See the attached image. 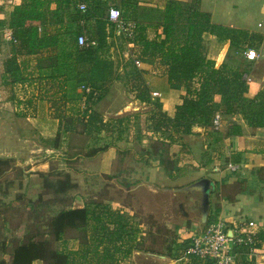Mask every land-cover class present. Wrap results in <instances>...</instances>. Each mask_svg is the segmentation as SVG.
Here are the masks:
<instances>
[{"label": "crops", "instance_id": "crops-1", "mask_svg": "<svg viewBox=\"0 0 264 264\" xmlns=\"http://www.w3.org/2000/svg\"><path fill=\"white\" fill-rule=\"evenodd\" d=\"M87 1L91 2V0ZM96 1L101 2V0ZM113 1H116L120 9L126 11L130 19L141 23H161L169 2V0H138V8L134 9L131 6H122L124 1L129 0ZM178 1L189 2L190 0ZM206 1L200 0L199 9L209 14L212 23L244 29L263 37L260 42L251 40L255 43L254 45L258 46L254 48L257 49L259 58L256 61L249 60V64L254 66L252 71L257 74L253 76L245 72V75L251 78L248 82L249 90L245 95L254 98L259 92H264V24L259 22L257 26H251L247 22L239 23V21H234L232 10L222 11L215 6L218 4L214 0H212V6L209 4L206 6ZM22 2L23 0H0L2 7L0 10V76H2L0 86H9H6L7 93L0 91V100H2L0 129L1 127L11 128L16 134L15 137L18 138L17 142L19 138H28L25 152L29 154L23 159L24 162H32L29 166L32 169L28 173L35 169L45 171L48 169V164L53 161L59 165V169H65L70 177H74L73 181L77 183L74 190L81 188L82 175L106 179L108 183L102 184L101 188L106 187L109 193L114 191L115 194L114 196L108 195L101 202L90 205L93 213L88 221L87 229H91L92 240L114 241L113 244L107 246L109 247L107 250L108 264H117L114 258L120 255L113 251L115 249L119 252L115 237L121 233L118 231L120 227L117 219L116 221L112 219L113 214H121L123 210L121 211L120 207L128 210L130 215L134 214V208L117 197L116 188L119 193L123 192V195H128L131 191L135 192L134 188L141 186H154L161 191L173 190L176 187L187 186L203 177L214 180L217 187L211 200L210 216L206 222L209 224L213 220L223 219L231 226L238 222L254 221L259 231L257 258L248 261L249 257L246 256L245 251L240 250L236 264H264V126H250L241 113L226 114L223 107H220L217 112L220 115L218 125H215L213 120L209 124L199 122L193 125L192 132L187 135L180 136L166 126H157L155 119L152 118L153 113L158 110L156 104H160V110L169 118H174L176 108L183 103L186 91L184 88L171 87L162 66L159 68L142 61L139 67L141 76L137 78H140L146 86L149 99L138 98L137 92L130 86L132 81L129 80L133 76H128L134 56V46L128 44L120 59L121 67L119 72L116 71V79L104 86V93L99 101L85 100L84 91L81 88L76 90L80 95L74 94V78L63 76L66 73V69L64 70L66 64L72 62L76 66L85 65L84 62L76 59L77 56L74 53L71 55L74 46L80 45L78 42H73L74 45L70 42V46L68 40L73 35L67 32L66 27L80 28L86 32L94 26V19L92 17L87 20L78 18L76 14L79 10L76 3L73 4L75 12L72 13L74 10H71L72 12L65 13L62 31L66 30V34L63 33L64 42L60 41L59 48L55 50V48L47 47L40 51L41 53L30 54L15 38L14 30L10 26L13 8ZM51 8H55V5H51ZM260 13L264 15V2L260 6ZM47 17L50 18V12L47 13ZM9 31L17 40L16 42L7 39ZM161 32V28L158 30L148 28L149 39L151 40L156 33ZM111 39L110 37L108 40L111 41ZM203 44L207 61H212L215 67L228 62L225 54L227 53L226 47L230 46L228 40L205 32ZM62 47L66 48L63 49L66 50L62 54L63 57L61 56ZM50 56H60L61 61L58 63L55 61L57 68L51 67ZM111 58L115 60L113 55ZM12 59L17 69H9ZM89 67L87 64V71ZM83 73L78 76L81 79L79 81L81 85L87 83L88 72ZM82 76L85 78L82 79ZM153 92H159L160 95L153 96ZM5 94H7L6 97ZM58 96L64 99L65 107H60V103L57 104V98L53 99ZM213 98L217 104L221 103L219 94H215ZM71 99L75 100L73 112L69 110ZM127 105L131 106L132 110L119 114ZM84 108L90 111L92 118L97 117L99 121L89 119L91 115H83ZM22 132H25L23 136H21ZM162 142H170L165 157L175 163L173 178L165 172L161 164L162 149L160 146ZM12 147V151L16 153V145L13 144ZM37 148L43 153H49L50 159L43 160L35 156ZM12 155L14 158L16 154ZM9 157L11 156L6 158L10 159ZM17 161L20 160L17 159ZM74 163L75 167H73ZM230 165H238L239 169L231 170ZM124 178L127 180L122 185L120 181ZM74 203V207L86 206L83 199L78 196ZM183 216L186 222L188 217ZM106 222L112 223L108 229L106 228L107 231ZM121 222L125 224L127 231L130 230V235L126 236V234L124 239H140L144 234L146 226L141 221L136 222L130 218H124ZM199 223L193 221L189 227L182 223L180 240L190 239L194 231L204 229L203 226L206 223H203L201 218ZM186 230L189 231L186 233ZM105 233L108 234V239L104 238ZM3 236V231H0V242L6 239ZM12 239L13 236L7 238L4 248L0 243V260L6 261L7 264H13ZM85 246L86 244L78 237H69L66 234L58 244L59 251L67 254L72 264L90 263L85 259ZM142 252H148V250L138 252L140 258ZM127 254H131L130 248L123 251L121 255L127 256ZM144 258L147 259V256L145 255ZM193 258L188 264H210L201 259V262H195ZM29 264L46 263L39 258Z\"/></svg>", "mask_w": 264, "mask_h": 264}, {"label": "trees", "instance_id": "trees-1", "mask_svg": "<svg viewBox=\"0 0 264 264\" xmlns=\"http://www.w3.org/2000/svg\"><path fill=\"white\" fill-rule=\"evenodd\" d=\"M73 4H75L74 0H23L20 5L13 8L11 14L10 26L14 30L15 38L21 42V45L30 54L41 53L40 51L47 47L56 50L57 47L59 48L60 41L64 42L62 27L65 21V13L72 12L71 10H74L72 12L74 13L76 10ZM199 4L200 0H190L189 2L169 0L164 20L161 23H141L134 20L137 24L136 34L132 40L135 48L134 57L143 62L154 64L159 68L162 66L164 74L169 78L171 87L184 88L186 91L184 101L177 106L174 118H169L163 113L160 110L159 103L156 104L158 110L153 113L152 118L155 119L157 126H166L175 134L183 136L190 134L193 125L196 123L209 124L220 110L219 108L223 107L226 114L241 113L250 126L263 127L264 92H259L254 98L247 97L245 94L249 90V85L244 79L245 70L240 68L239 65L229 64V62H223L219 67H215L212 61H207L204 52L203 34L205 32L214 34L221 39L228 40L230 47L235 46L236 48H241L248 41L249 43L246 45L255 47V43L251 40L260 42L263 37L260 34L249 33L244 29L212 23L209 14L199 9ZM51 5H55V8H51ZM88 5L89 8L86 12L78 11L76 16L85 20L92 17L95 21L94 26L91 27V30H87L88 33L80 28L75 29L77 38L78 35L86 33L89 37L88 45L74 46L71 55L77 53L76 59L90 66L86 81L101 92L100 99L104 93V86L115 80L117 76L115 62L108 53L110 46L108 39L113 33L117 34V32L115 25L108 19L110 6L107 9L106 17L101 18L93 10L91 2H88ZM122 6H131L137 9L138 0L124 1ZM115 7L118 6L115 5ZM1 8L0 6V10ZM49 12L50 18L47 17ZM148 28L155 30L161 28L162 32L156 33L150 40ZM66 29L67 32H72L70 26ZM93 42L95 44H92ZM63 49L66 48L62 47ZM62 54H64V50L61 52V56ZM50 58L52 59H50L51 67L57 68L56 62L61 61L60 56H50ZM227 58L229 59V57ZM15 65V61L10 60L9 69H17ZM46 65H48V62H46ZM140 74L141 71L133 63L128 73V76L133 77L128 80L132 81V89L137 92V97L141 100H147L149 99L148 90L140 81V78H137L141 76ZM135 80L138 81L135 82ZM215 94L221 96L220 104L214 101L213 96ZM88 101L96 102L92 101L90 96H88ZM89 119L99 121L97 117L92 118V115ZM169 144L170 142H162L160 146L162 149L161 164L165 172L173 178L175 176L173 174L175 163L165 157ZM7 162V159H0V164H6ZM65 177L66 180H60L57 184L56 191L59 194L69 193L77 185L68 173ZM92 213L93 210L88 205L75 208L68 207L59 211L48 222V227L52 229L51 238H44L45 235H42L44 236L42 239L30 235L22 238L14 236L15 238L11 240L14 248L12 263L29 264L34 259L40 258L46 264H72L70 258H68L69 256L59 251V240L64 237L68 230L87 232L88 221ZM120 215L118 216L120 219H117L120 227L118 231L128 236L130 230L127 231L125 224L121 222ZM114 220L116 221V219ZM206 225H208L207 222ZM6 240L7 238L0 242L1 247L3 245L4 248ZM189 241L190 239L184 240L188 244ZM54 243L57 245L55 246ZM152 251L155 252L156 250ZM193 259L200 261L198 258ZM0 264L7 263L0 260ZM96 264H108V262L105 258H100Z\"/></svg>", "mask_w": 264, "mask_h": 264}, {"label": "rangeland", "instance_id": "rangeland-1", "mask_svg": "<svg viewBox=\"0 0 264 264\" xmlns=\"http://www.w3.org/2000/svg\"><path fill=\"white\" fill-rule=\"evenodd\" d=\"M214 1H216V4H218L215 6L222 11H224V9L232 10V17L234 18V21H239V23L247 22L251 26H257L259 22L264 24V15L260 13V6L264 0ZM212 3V0H207L206 6L207 4L212 6ZM111 5L115 6L116 1L101 0L100 2L91 0V6L93 10L96 11L98 17L101 18L106 17L107 9ZM121 11H123L125 16L130 18V16L126 14V11L122 9ZM68 24H70V22H68ZM68 33L73 35L68 40L69 44L70 42L73 44V42H76L77 33H75V29H72V32ZM65 34L66 30L64 31V35ZM111 38V41L108 40V44L110 45L108 53L110 56L113 55L115 57V69L117 72H119L121 67L120 59L123 56L124 50L127 49V43L115 33H113ZM89 41L91 40L89 39ZM111 49L112 52L110 53ZM226 49L227 53L225 54L227 57H229L228 62H231L232 65H239V67L245 70L248 75L255 76L257 74L256 72L252 71L254 66L250 65L249 60L245 57V49L243 46H241V48H236L235 46L230 47L228 45ZM64 52H66V50ZM75 54L76 56L78 55L77 53ZM78 66L72 62L66 64V67H64V70L66 69V73L63 75L69 76L70 79L74 78V94L76 93V95H80V93L76 90L81 88V83H79L81 79L78 78V76L80 73L84 72L83 74H85L88 72L87 64L84 66ZM130 66H132V63ZM1 78L2 76H0V79ZM81 78L83 79L85 77L82 76ZM6 86L9 87L8 85ZM6 86H0V91L7 93L6 89L8 88H6ZM130 86L132 87V85ZM84 95L85 100H88L87 94L84 93ZM6 96L7 94H5V97ZM53 99H56L57 104L60 103V107H65L63 103L64 99L62 97L59 98L58 96L54 97ZM73 100L71 99L69 101V110L72 112L74 111L73 104L75 102V100ZM1 101L2 100H0V103ZM84 110L85 111L82 112L83 115H91L87 108H84ZM91 111L93 112L92 107ZM23 133L25 132H22L21 136H23ZM15 135L16 134L13 133L11 128L1 127L0 129V159L8 160L6 164H0V231H3V238H11L12 236L13 238H15L14 236H17V238H22L28 235L36 236L37 239H42L44 237L42 235H45L44 238H51L52 229L48 227V222L52 217L58 214L59 211L68 207L75 208L74 201H76L77 196L81 197L86 205L89 204V207L92 203L101 202L108 195L114 196V191L109 193V189L106 187L101 188L102 184L106 185L108 183L106 182L105 178L102 179L99 177V179H97L94 176L91 178L83 175L81 176L83 177L81 188L70 190V192L66 194H59L56 191V188H58L57 184L60 180H66L65 175L67 173L65 172V169H59V165L51 161L50 164H48V169H45V171H41V169H35L28 173L29 170L32 169L29 167L32 162L23 161V159H25V155L29 154L27 151L25 152L27 149L26 145L28 142L26 141L28 138L22 137L25 141L22 138H19V142H17L18 138L15 137ZM13 144L16 145V153L15 151H12ZM12 154H16L14 158L12 157L14 156ZM34 155L43 158V160L50 159L49 153H43V151H39L38 148L35 150ZM51 155H54V153H51ZM7 156H11L9 157L10 159L6 158ZM17 159L20 161H17ZM73 167H75V163ZM88 174H90V172H88ZM126 180L127 179L124 178V180L120 181V183L124 185ZM136 182H134V184H136ZM115 186L116 184L114 187ZM116 189L117 190L115 191L117 197L122 199L120 201H123L134 208V214L130 215L128 210H124V207H120L121 211L123 210L120 215L121 219L130 218L136 222L141 221L146 226L143 231L144 234L140 239L132 238L127 240L123 238L125 235L122 233L115 237L119 252H117L115 249H113V251L115 253H120V255H117V258H114L117 260V264H174L175 262V264H188L192 259V256H188L186 254L188 243L184 242L185 239L180 240V227L182 223L186 227H189L193 221H196L198 224H200L199 221L201 217L195 213H192L191 210L185 207L186 201L184 200L183 195H173V193L167 190L161 191L154 186H141L137 187L136 189L134 188L135 192L131 191L128 193V195H123V192L119 193L118 188ZM181 202H183L185 210L189 215L187 216L188 222H185L186 218L176 207V205ZM118 216L119 215H113L112 219H120ZM106 225L107 226L105 229H108V226L112 225V223L106 222ZM165 226H167V228H165ZM207 226L208 225H206V227ZM87 230L88 232L68 230L66 236L78 237L81 242L83 241L86 243L84 254L86 253L85 259L87 262H90L89 264H95L100 258H105L108 261L107 250H109V247L107 246L109 244H113L114 241L105 240L102 242H97L92 240L91 229ZM188 231L189 230H186L185 232L187 233ZM197 231L199 232L200 230L197 229ZM104 238L108 239V234L105 233ZM54 244L55 246L57 245L56 243ZM98 244H100L99 248H97ZM127 248H130L132 256H130L131 254H127V256L121 255L123 251H127ZM145 250L155 254H161L167 259L158 260V258H153L151 256H148L147 259H145V255L143 254H141L140 258L138 256V252ZM152 250L156 251L154 252ZM133 254H135L134 257ZM174 254H176L175 257ZM199 262H201V260Z\"/></svg>", "mask_w": 264, "mask_h": 264}, {"label": "built area", "instance_id": "built-area-1", "mask_svg": "<svg viewBox=\"0 0 264 264\" xmlns=\"http://www.w3.org/2000/svg\"><path fill=\"white\" fill-rule=\"evenodd\" d=\"M76 7L81 12H86L89 8L86 0H74ZM108 19L115 25L117 34L129 45L133 46L132 40L135 37L137 24L133 19L128 18L115 6L108 9ZM7 39L16 42L17 40L9 31ZM77 41L80 46L88 45V37L82 33L78 35ZM92 44H95L93 42ZM245 57L248 60L256 61L259 53L256 48L243 46ZM133 63L139 69L142 61L133 56ZM244 79L251 80L248 75ZM132 85V82H131ZM82 90L92 101H98L101 92L93 88L90 84L81 85ZM153 96H159V92H153ZM215 125L220 122V115L215 114L213 119ZM231 170L239 169L238 165H230ZM244 250L248 261L257 258L259 251V231L254 221H243L229 225L223 219L213 220L200 232H194L186 250L188 256L196 257L210 264H236L238 251Z\"/></svg>", "mask_w": 264, "mask_h": 264}, {"label": "water", "instance_id": "water-1", "mask_svg": "<svg viewBox=\"0 0 264 264\" xmlns=\"http://www.w3.org/2000/svg\"><path fill=\"white\" fill-rule=\"evenodd\" d=\"M132 110V107L125 106L119 114L128 112ZM216 183L209 177H203L187 186H183L176 189L167 190L175 195H183L186 201L185 207L200 216L203 223H206L210 216L211 211V200L213 198L214 192L216 191ZM176 207L183 212L184 215L188 216L187 211L183 205V202L176 205ZM144 255L151 256L153 258H158V260L167 259L161 254H155L152 252H142Z\"/></svg>", "mask_w": 264, "mask_h": 264}, {"label": "flooded vegetation", "instance_id": "flooded-vegetation-1", "mask_svg": "<svg viewBox=\"0 0 264 264\" xmlns=\"http://www.w3.org/2000/svg\"><path fill=\"white\" fill-rule=\"evenodd\" d=\"M182 214H183V212H182ZM184 215V214H183Z\"/></svg>", "mask_w": 264, "mask_h": 264}]
</instances>
